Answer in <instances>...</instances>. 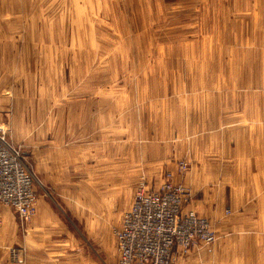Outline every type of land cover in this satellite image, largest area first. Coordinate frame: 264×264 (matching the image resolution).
<instances>
[{
  "label": "rangeland",
  "instance_id": "rangeland-1",
  "mask_svg": "<svg viewBox=\"0 0 264 264\" xmlns=\"http://www.w3.org/2000/svg\"><path fill=\"white\" fill-rule=\"evenodd\" d=\"M0 122L35 176L9 264H124L166 186L213 233L172 264H264V0H0Z\"/></svg>",
  "mask_w": 264,
  "mask_h": 264
},
{
  "label": "built area",
  "instance_id": "built-area-1",
  "mask_svg": "<svg viewBox=\"0 0 264 264\" xmlns=\"http://www.w3.org/2000/svg\"><path fill=\"white\" fill-rule=\"evenodd\" d=\"M35 176L7 143L0 122V209L13 208L20 216L32 213ZM180 198L172 187L139 191L123 227L116 232L124 264H172L175 244L190 248L197 240L208 241V222L191 212L179 215ZM181 217V218H180Z\"/></svg>",
  "mask_w": 264,
  "mask_h": 264
},
{
  "label": "crops",
  "instance_id": "crops-1",
  "mask_svg": "<svg viewBox=\"0 0 264 264\" xmlns=\"http://www.w3.org/2000/svg\"><path fill=\"white\" fill-rule=\"evenodd\" d=\"M6 212V214H4L3 212ZM9 211H7V210H5V209H3L2 210V217H3V220H8L9 222H10V220H11V224H12V222L13 221H15V223H16V217H15V215H12L11 214V217H10V213H8ZM17 224V223H16ZM18 226V225H17ZM14 234H16V230H14V232H13ZM5 236H4V233H3V229L2 230H0V264H9L8 262H7V255H6V251H5ZM32 253V252H31Z\"/></svg>",
  "mask_w": 264,
  "mask_h": 264
}]
</instances>
